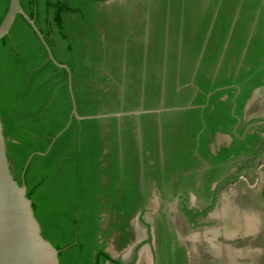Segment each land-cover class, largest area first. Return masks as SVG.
Returning <instances> with one entry per match:
<instances>
[{"label": "trees", "instance_id": "trees-1", "mask_svg": "<svg viewBox=\"0 0 264 264\" xmlns=\"http://www.w3.org/2000/svg\"><path fill=\"white\" fill-rule=\"evenodd\" d=\"M20 1L56 61L71 70L79 115L139 110L142 97L143 109H158L164 78L165 108L196 106L162 114L163 148L170 166L163 174L169 189L174 188L171 172L192 171L187 186L194 188L193 181L203 176L205 195L215 197L211 184L223 177L225 168H232L224 163L259 155L264 129L246 132L243 121L234 129L253 92L264 86V0H126L113 6L106 0ZM9 6L10 0H0V25ZM177 80L183 87L179 92ZM72 107L67 71L49 59L37 34L18 15L10 34L0 41V114L19 184L28 158L48 150L67 127ZM141 120L147 192L152 178L161 174L158 162L152 166L145 155L157 148L148 141L157 133V114L142 115ZM136 123L134 116L73 118L50 151L30 162L27 197L43 237L60 251L61 264H120L107 252V241L115 228L127 237L126 222L147 203L140 190ZM149 123L151 133L146 131ZM217 133L233 140L213 154L210 144ZM201 159L212 168L199 171ZM184 210L195 222L193 212L187 206ZM105 212L117 215L108 228ZM120 215L123 222L118 221ZM159 234L163 252L175 236L167 240ZM180 250L179 264H185L183 247ZM155 261L163 264V253Z\"/></svg>", "mask_w": 264, "mask_h": 264}, {"label": "flooded vegetation", "instance_id": "flooded-vegetation-1", "mask_svg": "<svg viewBox=\"0 0 264 264\" xmlns=\"http://www.w3.org/2000/svg\"><path fill=\"white\" fill-rule=\"evenodd\" d=\"M125 1L106 0L104 3L113 6L117 3L123 4ZM145 18L146 57L150 17L147 15ZM166 34L168 35V33ZM166 63L167 46L164 54V65ZM165 85L166 79L164 78L160 108H165ZM182 88L180 87V80H177L176 91L179 92ZM143 101L144 98L142 97L140 109L144 108ZM163 113L157 114V133H153L148 140L150 144L156 143V151L148 150L145 152V155L150 158L149 163L152 166L158 162L161 174L158 176L159 178H152L147 192L144 191L145 170L142 163L144 162L142 120L141 117H136L137 123L136 127L133 128V134H135L136 144L140 152V190L147 195V197H143L147 203L143 210H140L126 222L124 233H127V237H122L121 230L114 229L107 241V252L113 243L115 255L108 253L120 264H149V262L156 264L155 256H158L160 252L163 253V264H169V259L173 260L174 264H179V252L182 253L180 250L182 247L185 264H264V142L257 146L258 156L250 154L241 159L224 163V165L229 164V166L231 163L232 168H225L226 173L223 172V177L211 184L210 191L216 192L215 197L205 195L206 191L202 186L203 176L193 181L195 183L194 188L187 186V179L193 173L192 171L171 172L169 175L174 188L171 186L169 189L163 174L169 166L163 148ZM120 122L118 140L122 144L123 127ZM243 122L246 132L256 127L264 129V124H258L264 123V114L255 115V117L251 115L249 119L243 120ZM241 124L242 122L238 123L234 131ZM150 126L151 123L146 126L148 133H151ZM262 135L264 139V133ZM232 140L230 135L215 134L210 144L211 152L217 154L223 147H230ZM201 161L203 167L199 171L205 172L212 168L207 161L202 159ZM176 182L177 187H175ZM185 206H187V210L193 212L195 222L186 214ZM121 215L118 221L123 222ZM116 220L117 215L115 213L105 212L103 214L104 228H108L110 223H114ZM191 231L198 234L196 242L188 236ZM159 233L167 240L170 236H175L169 244L170 247L167 250L163 249V252L159 251L158 238L161 236ZM158 263L162 264V261H158Z\"/></svg>", "mask_w": 264, "mask_h": 264}, {"label": "water", "instance_id": "water-1", "mask_svg": "<svg viewBox=\"0 0 264 264\" xmlns=\"http://www.w3.org/2000/svg\"><path fill=\"white\" fill-rule=\"evenodd\" d=\"M18 15H21L37 34L48 53L49 59L57 67L67 71L69 92L73 107L67 127L54 138L48 150L45 153H34L28 158L22 172L21 184L15 179L11 170V162L8 156L4 127L0 114V264H61L59 258L60 251L49 240L43 237L41 225L34 213L32 200L27 197L25 174L33 157L35 155L47 154L57 138L70 126L73 118L79 121L108 118L121 119L125 116L140 118L145 114H161L167 111L188 110L196 108V106L188 105L185 107L153 110H145L142 108L129 112L100 113L89 116L79 115L73 93L71 70L66 64H61L56 61L43 34L36 26L35 20L30 18L24 11L20 0H10L9 10L0 25V41L10 34ZM191 86L197 88L194 82H191ZM212 94L210 93L208 97ZM262 96H264V86L253 92L251 99L245 107L243 119H239V124L243 120L246 121L249 119L256 111V106ZM258 124L263 125L264 123L260 122ZM108 252L115 255L116 251L113 243L108 249Z\"/></svg>", "mask_w": 264, "mask_h": 264}, {"label": "crops", "instance_id": "crops-1", "mask_svg": "<svg viewBox=\"0 0 264 264\" xmlns=\"http://www.w3.org/2000/svg\"><path fill=\"white\" fill-rule=\"evenodd\" d=\"M264 114V96L260 98V102L256 106V111L252 114V116H260Z\"/></svg>", "mask_w": 264, "mask_h": 264}, {"label": "rangeland", "instance_id": "rangeland-1", "mask_svg": "<svg viewBox=\"0 0 264 264\" xmlns=\"http://www.w3.org/2000/svg\"><path fill=\"white\" fill-rule=\"evenodd\" d=\"M197 235L198 234L196 232L195 233L194 232L192 233V231H191L188 236L191 237L196 242L197 241V239H196L197 238ZM149 264H150V262H149Z\"/></svg>", "mask_w": 264, "mask_h": 264}]
</instances>
